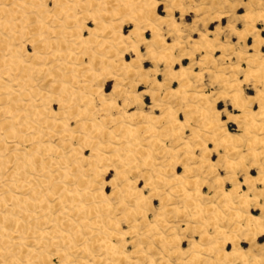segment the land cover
Here are the masks:
<instances>
[{
    "label": "rangeland",
    "instance_id": "1",
    "mask_svg": "<svg viewBox=\"0 0 264 264\" xmlns=\"http://www.w3.org/2000/svg\"><path fill=\"white\" fill-rule=\"evenodd\" d=\"M75 1L62 0L63 9ZM77 1L81 4L71 7L69 14L62 9L65 14L53 16L54 0H37L55 19L45 26L47 40L32 43L30 33L24 37L16 33L12 41L23 48L30 67L24 87L27 97L17 104H27L29 113L51 109L59 113V121L67 122L74 136L68 144L96 166L98 178L90 190L103 189L105 194V209L88 216L110 221L108 232L121 238L112 242L126 257L105 258L98 249L71 255L68 261L264 264V236L243 230L248 214L264 220V84L247 62L252 56L264 60V0ZM149 12L172 25L154 21L156 35L144 25ZM131 30L138 36L109 43L111 32L126 36ZM72 31L80 39L74 46ZM85 37L89 43H82ZM36 53L42 62L34 61ZM121 57L132 62L131 73L112 65ZM238 92L243 97L237 102L247 113L232 107ZM87 93L93 94L92 116L83 113ZM211 107L214 111L208 112ZM204 114L213 120L214 130L206 127ZM19 115L13 118V145L25 134ZM172 117L179 126L171 130L166 127ZM86 125L90 129L83 130ZM118 126L137 140L132 149L127 144L135 140L113 132ZM55 130L46 128L44 133L56 135ZM86 132L91 138L85 143L81 139L87 138ZM43 143L64 148L51 136ZM27 147L24 144L20 150ZM82 166L88 168L86 163ZM118 173H124L123 180ZM123 186L139 192L141 200L122 202L118 193ZM234 187H238L235 194ZM183 190L194 195L186 199ZM257 229L264 231V224ZM90 240L84 235L75 244L85 248ZM236 246L242 250L237 257L224 253ZM46 252L48 264H62L57 252Z\"/></svg>",
    "mask_w": 264,
    "mask_h": 264
},
{
    "label": "bare ground",
    "instance_id": "2",
    "mask_svg": "<svg viewBox=\"0 0 264 264\" xmlns=\"http://www.w3.org/2000/svg\"><path fill=\"white\" fill-rule=\"evenodd\" d=\"M76 1L71 6L70 4L66 5L69 6L65 7L67 9H63L65 4L62 5V0H54L56 11L53 16H57L58 12L65 14L63 11L66 10L68 12L71 7L81 4ZM141 1L143 3H150L152 0H138L139 3ZM138 2L132 3L141 5ZM144 5L143 7L145 8ZM45 9L44 5L38 3L37 0H0V115L3 117L0 120V264H14L16 262H21V264H48L51 262L46 249H52L53 252H57L56 256L63 261L62 264H85L83 258L70 262L68 261V257L83 254L86 250L90 254L98 251V249L104 252L105 258L126 259V257L120 255L119 246L114 245L112 242V238L115 240L121 238L116 234L108 232L107 226L110 225V221L100 216H91L90 218L88 216L89 214H93L98 208L105 209L106 203L103 200L105 194L103 189L90 190L98 176L95 170L96 166L93 161L84 157L78 148H72L68 144L74 136L68 130L67 122L59 121L57 119L59 113L51 109L29 113L27 104H17L27 97L24 87L26 88L27 86L28 79L26 74L30 70V67L25 63L23 55L25 51L23 48L13 46L12 41L16 40V33L22 35V37L30 33L29 36L32 43L45 42L47 40L46 36H44L46 34L45 26L50 20L55 21ZM149 13L150 16L148 15L149 17L145 20L144 25H146V28H150L156 35V22H164L169 26L172 25V23L164 20L162 17H157L155 13ZM59 16L61 17V15ZM62 16L67 18L69 15ZM154 21H156L155 24ZM63 23L65 22L63 21ZM71 23L66 24L70 25ZM89 31L90 36H92V30ZM75 33L72 31L71 34L72 39L70 42L72 46L77 43L78 39L74 37ZM129 33V35L125 36L120 31L118 33L111 32L109 43L121 44L124 40H129L130 37L134 38L138 36L132 30ZM143 40L145 41V39ZM82 43H89V37H85ZM82 43L80 42L79 45ZM254 49H257L256 45L253 47ZM33 56L35 62L43 61L40 54L36 53ZM54 56L56 59L58 58V56L52 55V57ZM66 57H70L69 54ZM247 62L257 72L261 82L264 84V60L252 56ZM105 63L108 65L107 62ZM112 65L118 66L119 70H125V73L132 72L130 71L132 62H127L124 57H121V59L114 64L112 63ZM54 67L59 68L60 64H54ZM64 68L68 69L66 66ZM182 69H184L181 72L183 74L186 70L185 68ZM138 70L140 71V69ZM38 72L40 73L41 69H38ZM55 82V85L57 84L60 88L61 85L57 81ZM98 88V92L107 95L103 92L102 87ZM33 93H28V95L33 98ZM87 94L88 97L83 101L86 107V109L84 107L83 113L92 116L94 112L92 108L93 94ZM242 97V94L238 92L231 104L234 110L247 113L248 111L237 102ZM200 100L203 101L204 99L200 98ZM141 104V101H139V105ZM155 106L157 107L158 105ZM106 107L108 105L102 106L104 109ZM17 108L20 110V115L15 110ZM207 111L212 112L214 108L211 107L210 110L207 108ZM16 115H19L21 121L20 126L23 130L21 133L25 132V134L18 136L17 144L13 145L12 140L15 138V135L11 130H14V127H12L13 118ZM204 117L206 127L214 130V122L210 120L211 117L209 118L206 114H204ZM141 119V122H144V118ZM168 124L166 128L171 130L179 126L177 118L174 117L171 118ZM89 127L90 125L84 126L83 130ZM121 127L114 128L113 132L121 133V137L125 135L131 138L129 132L124 128L121 129ZM46 128L57 129L59 132L55 130L57 132L56 135L52 134V131L44 133V129ZM221 132L223 133V131ZM118 133L117 135L115 134L116 137ZM88 134L86 132L85 136L87 138L81 140L88 142L87 140L91 138V136L89 137L91 133ZM227 134L231 135L229 132ZM217 135L220 136V132ZM47 136L48 138L49 136L56 138L63 144L64 148L58 149L57 147L44 145L43 141ZM121 137L119 138L118 136L119 139ZM136 141L133 143L128 142L130 144L124 142L129 147H134L137 144ZM124 142L122 144H125ZM24 144L28 146L27 149L20 150V146ZM67 147L69 148L68 153L65 152ZM121 147L120 149L124 145ZM130 148L127 149L128 152L132 149ZM116 150L117 152H122V150ZM54 156H59L58 160L52 159ZM118 159H116L117 162ZM84 163L88 164V168H83L82 165ZM122 175L124 173L120 174V178ZM122 178L124 179L123 176ZM175 178L177 181H182L183 179L181 175H175ZM82 185H85V187H82ZM124 187L126 186H123L120 189V193H118L121 196L122 202L126 199H133L136 202L141 200L139 192L137 193L132 188ZM237 191L238 187H234L232 190L233 194ZM183 192L186 199L190 195H194V193H189L185 190ZM98 204H100V207H98ZM263 224L264 220L262 217L248 214L243 230L245 233L255 232V237L260 238L264 236V231L257 229V225ZM84 235L91 237L90 242L85 248L77 247L75 241L81 240ZM240 252L242 250L238 246L232 248L231 251H224L226 255L233 258L237 257Z\"/></svg>",
    "mask_w": 264,
    "mask_h": 264
}]
</instances>
